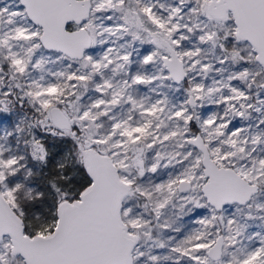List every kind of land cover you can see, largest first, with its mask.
Returning <instances> with one entry per match:
<instances>
[{"label": "snow or ice", "instance_id": "1", "mask_svg": "<svg viewBox=\"0 0 264 264\" xmlns=\"http://www.w3.org/2000/svg\"><path fill=\"white\" fill-rule=\"evenodd\" d=\"M0 264H264V0H0Z\"/></svg>", "mask_w": 264, "mask_h": 264}]
</instances>
